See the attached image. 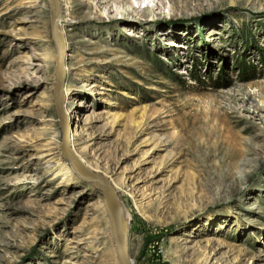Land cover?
<instances>
[{
  "label": "rangeland",
  "instance_id": "obj_1",
  "mask_svg": "<svg viewBox=\"0 0 264 264\" xmlns=\"http://www.w3.org/2000/svg\"><path fill=\"white\" fill-rule=\"evenodd\" d=\"M57 1L70 146L129 258L264 264V0ZM54 52L47 0H0V264H119L59 152Z\"/></svg>",
  "mask_w": 264,
  "mask_h": 264
},
{
  "label": "water",
  "instance_id": "obj_2",
  "mask_svg": "<svg viewBox=\"0 0 264 264\" xmlns=\"http://www.w3.org/2000/svg\"><path fill=\"white\" fill-rule=\"evenodd\" d=\"M47 2L49 6V32L55 48V81L53 88V99L56 108L57 124L59 126V152L67 159L70 166L75 170L77 174H79L83 178L90 180L95 188L100 191L102 203L108 219L109 232L115 248L117 261L119 264H131L127 255L125 240L119 230L118 222L112 206V203L114 201V193L108 179L101 173L88 168L69 146L68 121L62 108V82L64 78L63 40L55 20V16L57 13V2L56 0H47Z\"/></svg>",
  "mask_w": 264,
  "mask_h": 264
},
{
  "label": "bare ground",
  "instance_id": "obj_3",
  "mask_svg": "<svg viewBox=\"0 0 264 264\" xmlns=\"http://www.w3.org/2000/svg\"><path fill=\"white\" fill-rule=\"evenodd\" d=\"M57 2V13H56V16H55V20H56V25L59 29V32L61 34V37H62V33L60 31V22H58V12H59V3L58 1L56 0ZM64 35V34H63ZM62 40H63V72H64V78H63V82H62V92H63V96H62V108H63V111H64V99H67L70 94H71V90H70V87L69 86H66L65 89H64V81H65V64H64V52H65V47L67 46V40H66V37H62ZM65 113V111H64ZM65 116H66V113H65ZM67 118V116H66ZM68 121V119H67ZM70 127V125H69ZM68 140H69V146H70V139L68 137ZM71 147V146H70ZM72 149V148H71ZM73 150V149H72ZM74 151V150H73ZM78 156V155H77ZM75 171V170H74ZM83 178V177H82ZM85 180H88L86 178H84ZM90 181V180H88ZM108 181H109V184H113L115 179L112 178V177H109L108 178ZM120 182V181H119ZM119 184V183H118ZM120 185V184H119ZM118 185V186H119ZM112 187V186H111ZM112 190H113V193H114V201L112 203V206H113V209H114V212H115V216H116V219H117V222H118V227H119V230L125 240V237L121 231V228H120V224L122 225L121 227H126L128 224H129V219H130V213L129 211L126 209V206L125 204L123 203V201L119 200L116 198V195H115V189L114 187H112ZM127 251V250H126ZM128 255V253H127ZM128 258H129V255H128ZM129 262L131 264H134V262L129 258Z\"/></svg>",
  "mask_w": 264,
  "mask_h": 264
}]
</instances>
